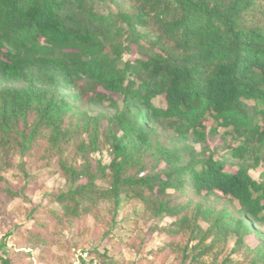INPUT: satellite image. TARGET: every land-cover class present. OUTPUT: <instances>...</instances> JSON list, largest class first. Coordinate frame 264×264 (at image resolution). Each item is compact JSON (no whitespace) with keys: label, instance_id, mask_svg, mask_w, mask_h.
Instances as JSON below:
<instances>
[{"label":"trees","instance_id":"1","mask_svg":"<svg viewBox=\"0 0 264 264\" xmlns=\"http://www.w3.org/2000/svg\"><path fill=\"white\" fill-rule=\"evenodd\" d=\"M51 164L67 184L47 195L59 207L10 230L0 264H25L10 235L43 246L37 257L69 251L63 228L99 220L101 200L111 229L126 206L132 228L171 219L150 229L162 263L264 264V0H0L1 203L29 199L11 168Z\"/></svg>","mask_w":264,"mask_h":264},{"label":"rangeland","instance_id":"2","mask_svg":"<svg viewBox=\"0 0 264 264\" xmlns=\"http://www.w3.org/2000/svg\"><path fill=\"white\" fill-rule=\"evenodd\" d=\"M154 103L157 106L165 107V99L163 95L154 99ZM100 109L110 111L112 110L106 102ZM222 131V129L220 130ZM233 141L229 140L228 144H232ZM212 150L216 151V158H224L227 153L224 145V140L219 136L214 137L210 143ZM195 147L200 150L201 146L196 144ZM94 157L101 158L105 163H108L110 156L107 150L103 152H97ZM263 167H259L258 170H253L252 174L256 179L260 178ZM28 172L31 176L24 177L20 170L16 167L11 168L6 176L16 185L22 186L27 183L25 189L28 200L16 197L9 202L0 200V242L5 238V235L10 230L13 231L17 224L30 225L32 219L31 211L36 207H42L49 205L52 208H58L55 203L47 202V195L51 193H59L66 189L67 184L64 177L57 172V165L51 164L48 168H28ZM106 186V183H100ZM110 203L106 200H101L99 204L100 219L96 220L94 216L90 215L86 218V226L76 225L71 223L67 227H64L59 239L63 247H70L67 251L65 248L53 246L50 250L52 257H37L43 250V246H40L33 242L26 240L20 241L12 239L9 236L6 239L7 248L9 249V255L17 263L25 264H109L105 259H100L97 255H92V250H99L104 252L107 250L109 258H113L119 264H165L160 259H153L151 250L155 249L161 244L163 235L159 233H150L151 226L159 223L165 225L170 223L171 219L165 217L162 220H136L135 227L132 228L128 224V219L132 216V208L130 206L124 207L119 211L116 219V225L114 228L108 225L110 221ZM37 209H35L36 211ZM39 211V210H38ZM132 220H134L132 218ZM105 230H112L113 241L108 243L107 237H104ZM15 235H17L15 233ZM152 236V238H151ZM143 238L147 240V246L144 251L139 254L133 247H129L124 244V241L137 239V242ZM153 259L152 262L146 263L144 259ZM167 264V263H166Z\"/></svg>","mask_w":264,"mask_h":264}]
</instances>
